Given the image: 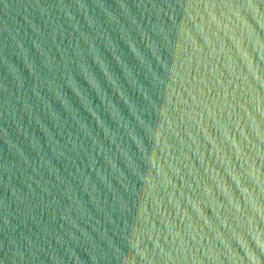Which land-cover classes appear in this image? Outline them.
I'll return each mask as SVG.
<instances>
[{"label": "water", "instance_id": "95a60500", "mask_svg": "<svg viewBox=\"0 0 264 264\" xmlns=\"http://www.w3.org/2000/svg\"><path fill=\"white\" fill-rule=\"evenodd\" d=\"M0 264H264V0H0Z\"/></svg>", "mask_w": 264, "mask_h": 264}]
</instances>
